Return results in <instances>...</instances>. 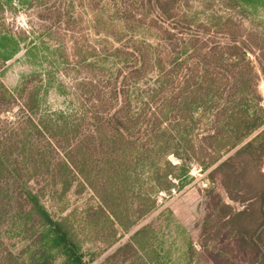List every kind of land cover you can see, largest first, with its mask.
Returning a JSON list of instances; mask_svg holds the SVG:
<instances>
[{
  "label": "trees",
  "instance_id": "1",
  "mask_svg": "<svg viewBox=\"0 0 264 264\" xmlns=\"http://www.w3.org/2000/svg\"><path fill=\"white\" fill-rule=\"evenodd\" d=\"M56 1L0 0V264H88L87 242L109 248L128 234L160 194L187 185L191 162L245 208L205 190V255L190 243L177 260L264 264V108L248 56L264 54V37L244 24L264 0H219L215 12L192 0H86L95 40L72 57L60 25L77 5ZM31 9L55 26L43 34L57 48L7 24L6 11ZM23 50L56 58L9 89L3 67ZM60 69L71 86L56 80ZM160 218L99 264H170Z\"/></svg>",
  "mask_w": 264,
  "mask_h": 264
},
{
  "label": "rangeland",
  "instance_id": "2",
  "mask_svg": "<svg viewBox=\"0 0 264 264\" xmlns=\"http://www.w3.org/2000/svg\"><path fill=\"white\" fill-rule=\"evenodd\" d=\"M72 1L77 5L76 13L74 14L76 20L71 19L68 23L70 26L68 27H66L67 24L65 20L63 21V25H60L61 28L68 29L65 36H63L61 39L63 47L67 50L66 54L71 57L73 55L74 46L85 48L90 42L95 40L89 29V24L93 18V14L89 9L87 1L84 0L83 2L85 5H83L84 7L79 5L78 0ZM68 2V0H57L56 5H59L61 9H64ZM192 4L196 9H200L203 6H209L211 7V9H209L210 11L215 12L220 10L219 0H192ZM4 16L7 24L14 32L19 30L30 32V34H28L29 38L27 39L26 43L29 41L36 42L37 44L44 43L45 46L49 47L50 49L57 48L56 46L58 44H56V41L49 40L47 38L48 36L43 34L45 29L50 26L51 23L41 20L36 9L21 10L16 14L6 11ZM244 24L251 33H258L264 37V7L260 8L256 15H249L248 19L244 21ZM53 26L54 25H51V27ZM39 35H43L44 38H38ZM61 35H63V33H61ZM215 40L218 42H224V39L218 37L215 38ZM256 52L257 51L253 50L251 53L249 52L248 56L253 62L259 75L258 91L262 96L261 105L264 108V54L257 58ZM48 55V52H41V50L35 57L34 52H32V57L31 55H25L24 50L20 52L17 56L5 63L3 67L2 81L5 86L9 89H13L24 77L29 76L34 72H40L42 69L50 70L48 59L44 63L41 60L42 69L37 65L40 62L39 59H41L43 56L48 57ZM49 58H56V56H51L50 54ZM63 70L64 69H60V72L56 74V80L58 82H62L65 86L67 84L71 86L70 84L73 82L72 79L75 77L71 74L66 76L63 73ZM48 100L52 103L55 101H59L60 103L62 102V99L55 96L54 94H50L48 96ZM170 160L173 163L176 162L173 158H170ZM198 167L201 169V173L196 174L195 176L188 174L190 178L189 182L179 191L172 190L168 195L160 194L157 198V209L141 220L128 234L121 235V238L117 242H114L111 247L106 248L108 242H87L84 245V252L86 255V260L89 262L88 264L102 263L118 248L124 245L136 231L144 226L154 223L159 215H161L160 221H162V223L165 222L164 224L166 226V228H164L162 225L159 238H162L163 240V246L166 250L167 256L174 260H171L170 264H188L184 258L180 262L177 259H179V257L187 251L188 245L190 243L192 244L195 254L199 256L202 254L205 255V248L202 246L203 243H201L199 233L202 220L208 215L206 203L209 199H212L211 195L210 197H207V195L205 197V190H208L210 187L213 188L214 195L216 193L219 196L221 202L223 204L229 205L233 211L237 212L243 210L245 208V204L234 203L230 201L226 197L219 183L216 181L211 183L209 180L208 173L210 170L204 171L199 165ZM203 184L206 185V188L202 187ZM69 202L72 204V210L74 209V206L79 203V201L76 202L73 197L70 198ZM46 204L48 207H54L52 203L48 201H46ZM77 206L78 211H80L81 204H78ZM211 218H214V215H212ZM157 223H159V221L155 222L153 225ZM212 231L214 232V228ZM187 240H191L192 242H187ZM214 244L215 240L206 243L209 248L214 246ZM91 259L93 260L91 261ZM196 259L192 258L190 260V264H202V261L197 263Z\"/></svg>",
  "mask_w": 264,
  "mask_h": 264
},
{
  "label": "built area",
  "instance_id": "3",
  "mask_svg": "<svg viewBox=\"0 0 264 264\" xmlns=\"http://www.w3.org/2000/svg\"><path fill=\"white\" fill-rule=\"evenodd\" d=\"M199 173H201V169L198 167V165L194 164V163H190L189 164V173L188 174H190L192 176H195L196 174H199ZM202 187L206 188V185L203 184Z\"/></svg>",
  "mask_w": 264,
  "mask_h": 264
}]
</instances>
